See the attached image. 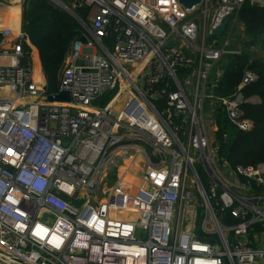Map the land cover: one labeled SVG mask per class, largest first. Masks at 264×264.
<instances>
[{
  "label": "built area",
  "instance_id": "built-area-1",
  "mask_svg": "<svg viewBox=\"0 0 264 264\" xmlns=\"http://www.w3.org/2000/svg\"><path fill=\"white\" fill-rule=\"evenodd\" d=\"M49 1L88 21L60 78L69 102L37 83L25 32L0 43V264H264V163L232 166L216 138L219 108L253 128L257 74L217 90L243 5L264 0Z\"/></svg>",
  "mask_w": 264,
  "mask_h": 264
},
{
  "label": "trees",
  "instance_id": "trees-1",
  "mask_svg": "<svg viewBox=\"0 0 264 264\" xmlns=\"http://www.w3.org/2000/svg\"><path fill=\"white\" fill-rule=\"evenodd\" d=\"M13 8L20 24V8ZM76 13L82 21H88L87 10L78 9ZM238 19L244 26L245 37L253 40L254 44L262 39L264 50V7L245 3ZM23 31L39 50L47 79L46 93L48 95L58 93L66 58L71 52L73 42L84 33L81 21L69 12L59 9L49 0H25ZM13 32L16 33L15 30ZM24 49L29 55L30 48L27 44L24 45ZM223 64L225 75L217 90L218 94H232L245 72L250 70L257 74L258 79L244 89V94L248 98L257 97L259 102L243 105L245 116L253 121V128L250 131L238 129L230 123L224 111L220 108L217 110L216 138L220 145L219 156L234 167L256 166L264 163V59L244 50L242 54L226 56ZM37 82L41 84L39 79ZM113 95V92L105 93L102 105H106Z\"/></svg>",
  "mask_w": 264,
  "mask_h": 264
},
{
  "label": "crops",
  "instance_id": "crops-1",
  "mask_svg": "<svg viewBox=\"0 0 264 264\" xmlns=\"http://www.w3.org/2000/svg\"><path fill=\"white\" fill-rule=\"evenodd\" d=\"M13 7L20 8V30L14 33L10 25L13 23L14 11ZM24 11H25V0H0V33L3 35L2 46L10 48L19 38L23 31L24 25ZM243 25V24H242ZM244 29V26H242ZM30 48L29 60L32 62L35 79L41 81V85L46 90L47 79L45 77L42 62L40 58L39 50L34 46L31 41L27 38L26 43ZM62 76V75H61ZM38 83V82H37Z\"/></svg>",
  "mask_w": 264,
  "mask_h": 264
},
{
  "label": "rangeland",
  "instance_id": "rangeland-1",
  "mask_svg": "<svg viewBox=\"0 0 264 264\" xmlns=\"http://www.w3.org/2000/svg\"><path fill=\"white\" fill-rule=\"evenodd\" d=\"M66 1V0H65ZM67 2V1H66ZM12 24L10 25V28L14 29L15 27V23L17 22V19L15 20V22L12 20ZM234 23V17H230L229 18V30L230 28L233 26ZM242 23L238 20L236 22V26L234 28L232 37L230 38V40L232 41V43L235 46H240L242 47L243 51H247L252 53L254 56L256 57H260L261 59H264V50L262 49V39H260L259 41L255 42V44L252 47L247 48V46H244V38H245V34H244V29H242ZM253 51V52H251ZM114 94V92H113ZM114 96V95H113ZM104 96H102L97 102V105H102V103L105 101V98H103ZM113 98V97H112ZM111 101V100H110ZM109 101V102H110ZM125 106V99H121V102L118 103L115 107L118 108V110L123 109ZM206 112L208 111V107H206ZM122 165H124V162H122ZM131 166H135L134 161L131 163ZM135 169V168H134ZM123 170V169H122ZM125 170V169H124ZM136 172V171H135ZM188 190L194 192L195 194V199L192 201V203L194 205L197 206V211H198V222L202 219V212H203V205H204V201L203 198L200 197V194L198 192V189H196V187L191 184L189 182V186H188ZM209 230H214L215 226L213 224H209L207 227Z\"/></svg>",
  "mask_w": 264,
  "mask_h": 264
},
{
  "label": "water",
  "instance_id": "water-1",
  "mask_svg": "<svg viewBox=\"0 0 264 264\" xmlns=\"http://www.w3.org/2000/svg\"><path fill=\"white\" fill-rule=\"evenodd\" d=\"M186 7H192L193 5H196V4H198L199 2H200V0H180ZM73 15V14H72ZM75 18H77L75 15H73ZM77 19H79V18H77ZM227 22H228V20H226L225 22H224V24L216 31V35H221L222 34V32L224 31V29L226 28V26H227ZM114 37V36H113ZM2 41H3V35L0 33V43H2ZM80 41H82V42H86L87 40H86V38L84 37V36H82L81 38H80ZM253 44H254V42H253V40H247L246 42H245V46H249V47H251V46H253ZM48 100L50 101V102H61V103H63V102H69L70 100H71V96H70V94H69V92H67V91H61L60 93H58V94H51V95H49L48 96Z\"/></svg>",
  "mask_w": 264,
  "mask_h": 264
},
{
  "label": "bare ground",
  "instance_id": "bare-ground-1",
  "mask_svg": "<svg viewBox=\"0 0 264 264\" xmlns=\"http://www.w3.org/2000/svg\"><path fill=\"white\" fill-rule=\"evenodd\" d=\"M16 1H18V0H16ZM13 11H14V8H13ZM15 20H16V15H15V13H14L13 21L15 22ZM13 30H15L16 33L19 32V30H20V24H19V23H15V27H14Z\"/></svg>",
  "mask_w": 264,
  "mask_h": 264
}]
</instances>
